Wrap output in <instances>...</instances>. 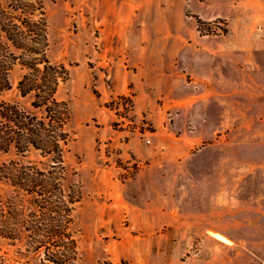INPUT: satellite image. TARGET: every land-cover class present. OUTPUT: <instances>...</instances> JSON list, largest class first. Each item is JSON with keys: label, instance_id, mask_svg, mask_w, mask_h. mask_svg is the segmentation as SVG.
Listing matches in <instances>:
<instances>
[{"label": "rangeland", "instance_id": "374dc122", "mask_svg": "<svg viewBox=\"0 0 264 264\" xmlns=\"http://www.w3.org/2000/svg\"><path fill=\"white\" fill-rule=\"evenodd\" d=\"M41 1L46 54L68 73L75 264H264V0ZM26 71L13 64L0 102L32 112ZM11 162L51 158L11 147ZM0 201L33 210L1 177ZM0 264L53 263L0 238Z\"/></svg>", "mask_w": 264, "mask_h": 264}, {"label": "trees", "instance_id": "16d2710c", "mask_svg": "<svg viewBox=\"0 0 264 264\" xmlns=\"http://www.w3.org/2000/svg\"><path fill=\"white\" fill-rule=\"evenodd\" d=\"M44 14L41 0H0V92L9 89L8 74L18 63L27 70L18 80V90L21 96L32 95L34 109L27 112L15 103L0 102V152L13 147L23 155L32 147L51 158L46 169L16 162L0 166V177L27 194L33 204L25 217L14 203L6 211L0 201V238L22 240L27 250L42 253L53 264H75L77 246L70 225L80 190L74 183L66 189L62 182L70 109L55 97L68 73L46 54Z\"/></svg>", "mask_w": 264, "mask_h": 264}, {"label": "crops", "instance_id": "0c3cea01", "mask_svg": "<svg viewBox=\"0 0 264 264\" xmlns=\"http://www.w3.org/2000/svg\"><path fill=\"white\" fill-rule=\"evenodd\" d=\"M259 69L257 75L254 74L253 76V88H255L253 98L256 102L258 101L264 103V74L262 73L261 69ZM261 73L263 74V76L261 75ZM258 118H260V116H258Z\"/></svg>", "mask_w": 264, "mask_h": 264}]
</instances>
